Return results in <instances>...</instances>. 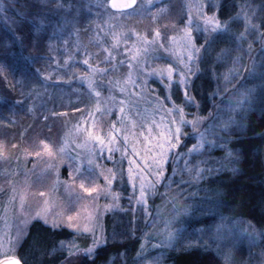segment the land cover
<instances>
[{
    "label": "rangeland",
    "instance_id": "rangeland-1",
    "mask_svg": "<svg viewBox=\"0 0 264 264\" xmlns=\"http://www.w3.org/2000/svg\"><path fill=\"white\" fill-rule=\"evenodd\" d=\"M73 1L42 0L46 13L37 22L28 21L34 36L42 37L48 56L42 63L38 60L36 76H10L5 60L0 58V106L9 107L5 114L12 124H17L21 115L29 124L21 129L30 130L39 117L57 123L60 132L50 141L36 136V142L26 143L21 137L26 146H21V141L10 145L0 137V260L20 259L21 251L31 260L29 254L37 251L34 264L47 260L53 264H87L96 261L100 249L122 236L121 222L127 218H136L143 229L138 236L139 248L128 264H177L183 252L210 253L202 244V233L198 230L196 236L188 235L184 222L199 206L194 204L193 194L203 175L202 166L206 156L218 147L221 125L227 119L218 113L209 118L201 115L197 103L187 99L185 88L192 96L191 89L203 94L220 85H213V79L204 76L207 55L203 52L223 30H208L201 11L219 18L223 0H138L137 6L126 12L113 11L109 0ZM14 3L0 0V35H5L0 56L4 55L8 63L13 62L11 45L21 48L22 43L11 23L17 14ZM240 12L246 31H257L248 4ZM189 26L195 44L200 46L198 51L192 49L184 31ZM261 45L264 49V41ZM252 46L247 48L250 56ZM169 64L176 70L172 77L168 76ZM252 66L256 67L257 61L249 65L251 75ZM93 68L107 71L93 73ZM226 78L225 89L232 76ZM2 85L15 94L4 92ZM256 86L264 88V76ZM239 96L231 97L234 107L242 101ZM249 96L244 97L247 102ZM175 105L183 107L186 117L181 124L182 143L168 154L163 179H157L156 169L149 171L141 157L154 160L157 145L180 119ZM194 120L193 127L190 122ZM113 132L115 140L108 135ZM89 133L103 135L104 144ZM201 133L206 136L204 147L193 151ZM129 164L132 175L128 174ZM136 164H140L139 170ZM141 182L144 199L140 197ZM90 187L95 190L88 192ZM228 215L218 212L217 219L226 220ZM36 224L41 231L33 229ZM42 228L69 231L71 240L59 239L46 255L44 247L30 239L35 233H44ZM232 233L217 231V238ZM101 236L103 243L92 252L85 251ZM261 240L264 242V231L257 238ZM176 244L182 247L171 250ZM165 257L170 258L168 263Z\"/></svg>",
    "mask_w": 264,
    "mask_h": 264
},
{
    "label": "trees",
    "instance_id": "trees-1",
    "mask_svg": "<svg viewBox=\"0 0 264 264\" xmlns=\"http://www.w3.org/2000/svg\"><path fill=\"white\" fill-rule=\"evenodd\" d=\"M62 1L64 4L75 2ZM41 2L42 0H15L17 14L14 13L11 23L21 38V48L16 44L11 45L12 53L9 56L13 59L12 63H8L4 55L0 56L5 60L6 73L12 77L17 78L20 73L24 76H36L38 60L42 63L48 59L42 37L34 36L35 31L28 22H37L46 13ZM247 4L253 12L257 31H246L245 22L239 15L240 9ZM219 18L227 22L228 28L219 32L205 46L203 54L207 57L203 70L207 80L213 79V85L216 82L220 85H215L203 94L191 89V95L197 102L201 115L209 118L218 113L217 116L227 119V128L220 132L218 147L206 156L205 165L202 166L203 175L200 176L193 194L194 204L198 203L199 206L190 211L191 218L188 217L184 222L188 224L185 227L188 235L196 236L198 230L202 233L201 238H205L201 240L202 244L209 248L210 253L188 255L183 252L177 257L176 263L264 264V242L257 241L259 234L264 231V88L256 86V82L264 76V64L261 62L264 49L263 45L260 46L264 41V0H223L219 8ZM4 38L5 35H0V46ZM251 44L253 48L250 56L247 48L250 49ZM251 59L252 62L248 63ZM256 61L257 69L252 66L254 71L251 75L249 65ZM226 75L232 76L227 89L224 88L226 81H223L227 79ZM2 87L4 92L15 94L11 89L6 90L7 86ZM237 93H240L242 101L238 107H234V97H231ZM248 93L250 99L247 102L244 97ZM7 98L12 100L11 96ZM4 107L0 106V137L10 145L20 142L21 137L25 138L26 143L36 142V136L43 137L40 140L50 141L56 139L60 133L57 123L39 117L32 122V129H21L22 126L28 127L27 121L21 119L20 115L18 123L12 124L11 117L5 114L9 112V107ZM226 107L231 108L225 109ZM34 131L38 134L33 133ZM24 145L26 146L21 141V146ZM218 212L222 215L229 214L228 216L235 219L228 216L226 220L224 217L217 219ZM135 220L136 218L123 220L120 228L122 236L98 251L97 262L94 260L87 264H128L139 248L138 236L143 232ZM33 229H39L38 224ZM47 229L42 228L44 233H35L30 238L36 245L44 247L46 255L51 253L59 239L71 240L72 234L67 231L60 233ZM217 231L233 233L217 238ZM181 247L176 244L171 250ZM29 255L31 260L26 259L22 251L19 253L20 259L25 260L26 264H34L37 251ZM165 261L168 263L170 258L165 257ZM52 262L47 260L45 264Z\"/></svg>",
    "mask_w": 264,
    "mask_h": 264
},
{
    "label": "snow or ice",
    "instance_id": "snow-or-ice-1",
    "mask_svg": "<svg viewBox=\"0 0 264 264\" xmlns=\"http://www.w3.org/2000/svg\"><path fill=\"white\" fill-rule=\"evenodd\" d=\"M110 6L114 9H126V8H130L133 4H135V0H109ZM201 16L205 22V24L208 26V30L214 31V32H218L220 30H227L228 28V24L227 22L221 21L215 13H213L212 15H206L203 13V11H201ZM192 21L191 19H189V25H191ZM184 31L187 34L188 40L191 42V47L194 51H198L199 47L198 45L195 44V37L192 35V27H186L184 29ZM156 36L159 37L160 36V31L159 29H156ZM192 53H189V56H191ZM85 63H87V61H85ZM168 68V76L172 77V74L176 71L175 69H173L172 65L169 64L167 65ZM96 71H100V72H106L107 69H96L93 68V73H95ZM180 77L183 78V72L179 73ZM88 81H89V85H92V80L93 77L90 75L87 77ZM186 83V81H185ZM97 95H99L100 93L97 92ZM185 95L187 97L188 100L192 101L193 103H197L194 100V97L189 96L188 92H187V88H185ZM176 109L179 111L180 114V119L175 123L174 127L172 128V132L171 134H165L163 137V143L162 144H158L157 145V150H156V156L154 158L153 161H149V160H145L143 157H141V161L143 162V164L145 165V167L147 169H149V171H151L153 168L156 169L155 172V177L157 179H163L164 176V172L163 169L167 163V157L168 154L173 150V149H178L180 144L182 143V141L180 140V136L183 135L182 133V129H181V124L184 123L186 117L184 114V110L183 107L180 105H175ZM121 111H123V109H121ZM197 121H191L190 123L193 125V127L195 126ZM222 129H226L227 125H221ZM90 136H92L91 133H89ZM108 135L111 137V140H115V133H108ZM92 139H94L95 141H99L101 142V144H104V136L103 135H96V136H92ZM205 140H206V136L201 133L200 134V142L198 145H192V150L195 151L197 148H203L204 144H205ZM109 143H111V141H109ZM149 143H151V141H149ZM111 151V149H109V152ZM179 154V153H177ZM133 160H135V157H133ZM136 168L139 170L140 169V164H136ZM128 174L132 175V165L129 164L128 167ZM133 186L135 187V179H133ZM95 189L93 188H87L88 192H93ZM145 191H144V183L141 182L140 184V197L141 199L145 198ZM69 220H71V217H68ZM73 228H76L77 225L73 224L72 225ZM85 227H87V225H85ZM104 242V238L103 236H101L99 239H94L93 240V245L92 247L85 249V251L88 252H92L93 249L96 247L97 244L99 243H103ZM0 264H21L20 260L18 258H15L14 260H5V261H0Z\"/></svg>",
    "mask_w": 264,
    "mask_h": 264
},
{
    "label": "water",
    "instance_id": "water-1",
    "mask_svg": "<svg viewBox=\"0 0 264 264\" xmlns=\"http://www.w3.org/2000/svg\"><path fill=\"white\" fill-rule=\"evenodd\" d=\"M137 2H138V0H135V4H133L130 8H126V9H114V8H112V10H114V11H116V12H123V11H128V10H131V9H133L136 5H137ZM15 259V257H5V258H3V259H1L0 261H5V260H14ZM21 262V261H20ZM21 264H23L22 262H21Z\"/></svg>",
    "mask_w": 264,
    "mask_h": 264
},
{
    "label": "bare ground",
    "instance_id": "bare-ground-1",
    "mask_svg": "<svg viewBox=\"0 0 264 264\" xmlns=\"http://www.w3.org/2000/svg\"><path fill=\"white\" fill-rule=\"evenodd\" d=\"M52 231V230H51ZM69 232V231H68ZM69 233H71V232H69ZM19 259V258H18ZM20 261H21V259H19ZM22 262V261H21Z\"/></svg>",
    "mask_w": 264,
    "mask_h": 264
}]
</instances>
